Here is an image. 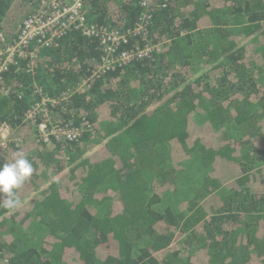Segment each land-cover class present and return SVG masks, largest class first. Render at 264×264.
<instances>
[{"label": "trees", "instance_id": "1", "mask_svg": "<svg viewBox=\"0 0 264 264\" xmlns=\"http://www.w3.org/2000/svg\"><path fill=\"white\" fill-rule=\"evenodd\" d=\"M94 0L102 27L133 28L149 8L153 57L75 90L102 59L71 30L33 70L0 79V127L34 173L24 204L0 208V264H264V0ZM33 0H0L10 40ZM140 42L130 37L121 51ZM23 60V65H27ZM77 140L48 144L26 112L41 98Z\"/></svg>", "mask_w": 264, "mask_h": 264}, {"label": "built area", "instance_id": "2", "mask_svg": "<svg viewBox=\"0 0 264 264\" xmlns=\"http://www.w3.org/2000/svg\"><path fill=\"white\" fill-rule=\"evenodd\" d=\"M94 0H33V10L26 16L18 27L15 37L8 39L4 31L0 32V79L2 74L14 68L16 72L33 70L35 56L44 48L51 47L71 30L81 31L85 36H95L99 39L103 52L92 77L85 78L75 90L84 91L93 80L118 66H124L134 61L153 57L160 52L162 45L150 39V25L152 19L149 8L152 0H143L146 8L143 15L133 28L121 30L117 28L102 27L90 22L87 8ZM135 37L140 42L133 48L121 51V47ZM23 60L28 61L23 65ZM94 77V78H95ZM34 93L41 98L30 106L26 112V120L37 125L36 136L45 143L54 140H77L90 123L83 119L79 125L63 124L53 118L52 109L69 97V92L61 98L50 99L45 96L43 89L37 87ZM12 129L8 124L0 127V149L5 148L12 141Z\"/></svg>", "mask_w": 264, "mask_h": 264}, {"label": "clouds", "instance_id": "3", "mask_svg": "<svg viewBox=\"0 0 264 264\" xmlns=\"http://www.w3.org/2000/svg\"><path fill=\"white\" fill-rule=\"evenodd\" d=\"M34 171L33 163L23 152H17L10 162L0 165V208L15 211L23 206L19 191Z\"/></svg>", "mask_w": 264, "mask_h": 264}, {"label": "water", "instance_id": "4", "mask_svg": "<svg viewBox=\"0 0 264 264\" xmlns=\"http://www.w3.org/2000/svg\"><path fill=\"white\" fill-rule=\"evenodd\" d=\"M32 123V122H31ZM34 124V123H33Z\"/></svg>", "mask_w": 264, "mask_h": 264}]
</instances>
